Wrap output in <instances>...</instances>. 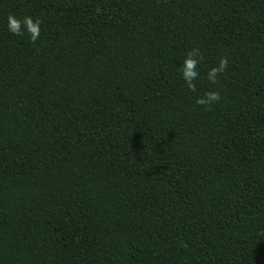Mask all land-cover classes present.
Returning a JSON list of instances; mask_svg holds the SVG:
<instances>
[{
    "label": "trees",
    "instance_id": "16d2710c",
    "mask_svg": "<svg viewBox=\"0 0 264 264\" xmlns=\"http://www.w3.org/2000/svg\"><path fill=\"white\" fill-rule=\"evenodd\" d=\"M0 264H264V0H0Z\"/></svg>",
    "mask_w": 264,
    "mask_h": 264
},
{
    "label": "clouds",
    "instance_id": "9594fccd",
    "mask_svg": "<svg viewBox=\"0 0 264 264\" xmlns=\"http://www.w3.org/2000/svg\"><path fill=\"white\" fill-rule=\"evenodd\" d=\"M23 24V28L21 25ZM42 21L39 17L24 15L22 17L9 13L6 17V28L9 33L14 36H27L28 40L35 43L40 38ZM202 59L201 50L198 47L189 49L184 58L177 63V71L179 78L183 81L185 88L195 93L197 91V81L200 79L199 64ZM228 66V58L221 57L218 63L211 67L206 74L207 80L215 85L219 75L223 74ZM221 95L219 91L209 90L199 95L195 99V103L200 106L210 107L219 102Z\"/></svg>",
    "mask_w": 264,
    "mask_h": 264
}]
</instances>
